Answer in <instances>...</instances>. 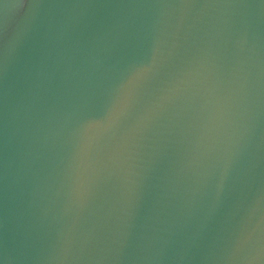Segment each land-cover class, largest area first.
<instances>
[{"label": "water", "instance_id": "obj_1", "mask_svg": "<svg viewBox=\"0 0 264 264\" xmlns=\"http://www.w3.org/2000/svg\"><path fill=\"white\" fill-rule=\"evenodd\" d=\"M0 264H264V0H0Z\"/></svg>", "mask_w": 264, "mask_h": 264}]
</instances>
